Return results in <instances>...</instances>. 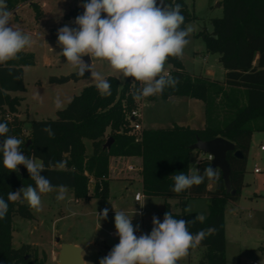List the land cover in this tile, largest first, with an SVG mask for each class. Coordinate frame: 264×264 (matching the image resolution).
Segmentation results:
<instances>
[{
    "label": "trees",
    "instance_id": "1",
    "mask_svg": "<svg viewBox=\"0 0 264 264\" xmlns=\"http://www.w3.org/2000/svg\"><path fill=\"white\" fill-rule=\"evenodd\" d=\"M9 11L19 4L28 3L38 18L40 10L31 0H4ZM159 2V0H158ZM168 4L182 5L181 14L186 27L196 18L190 13L185 0H165ZM84 0H80V5ZM222 17L210 21L211 32H199L206 52L219 56L224 70V80L217 82L208 78H195L185 69L179 58H169L165 74L179 80L175 89L166 88L159 96L162 99L183 97L203 103L205 125L201 129L172 125L165 129H141L132 131L131 112L137 108L133 92L140 87L138 82L127 78L120 83L107 77L112 95L102 97L94 85L84 87L73 96L64 109L56 112L54 120L31 121L27 136L23 137L22 122L16 118L21 98L14 93L25 92L23 67L33 62L31 54H19V59L0 64V122H6L8 135L16 136L23 143L20 150L29 158L42 163L53 188H68L75 199H107L109 197V161L111 158H139L140 180L144 196L161 198L164 201L160 213L161 222L166 212L174 218L191 221L195 213H173L168 200L189 201L209 198L208 216L203 224L189 225L193 233L213 227L215 232L198 246L202 248L197 264H226L224 210L228 202L238 200L243 188L247 154L254 132L264 134V0H221ZM83 8V7H82ZM81 8L72 15L78 16ZM87 78L75 73L62 77H50L49 83L64 85ZM148 100L151 97L146 98ZM51 126L55 136L50 138L42 129ZM222 138L234 145L242 154L237 160L228 153L226 161L230 170V187L234 194L225 192L221 178L215 182L205 179L199 186L176 194L172 175L189 172V147L197 140L202 142ZM4 137H0V143ZM111 140L108 149L104 144ZM91 143L92 152L86 154L84 141ZM196 157V168L201 174L210 166L207 156ZM62 161L64 167L56 166ZM220 172V171H219ZM94 183L88 194V177ZM104 179V180H103ZM35 186L25 166L18 171H8L3 166L0 152V197L7 200L10 191ZM212 185L213 189L208 187ZM33 218L29 206L21 201L9 202L4 219H0V264H29L30 246L12 247V218ZM27 257V259H25ZM41 264V263H36Z\"/></svg>",
    "mask_w": 264,
    "mask_h": 264
},
{
    "label": "rangeland",
    "instance_id": "2",
    "mask_svg": "<svg viewBox=\"0 0 264 264\" xmlns=\"http://www.w3.org/2000/svg\"><path fill=\"white\" fill-rule=\"evenodd\" d=\"M31 3L36 4L40 10L38 18L30 5L24 3L18 6L25 8L17 12L18 16H12L10 21L14 27L29 34L33 39L32 47L21 52L33 56L32 64L23 67L25 92L12 94L22 99L16 118L22 122L23 137L27 136L29 122L56 118V112L59 110L55 108L54 100L57 95L60 96L64 109L71 98L79 94L84 87L95 86L90 71L86 72L87 78L77 82L64 85L49 83L50 77L68 76L76 72L67 63L66 58L59 54L62 49L58 44L57 34L64 26L77 27L74 23L77 16L72 14L76 8H81L79 15L83 14L84 8L81 7L80 0H32ZM185 3L196 20L186 25L192 28V32L183 56L179 59L184 69L193 77L222 82L224 70L219 63V56L208 54L203 41L196 37L199 32H211L210 21L222 17L221 0H185ZM92 68L104 74L106 78L114 77L120 83L125 80L105 61L94 60ZM166 69L165 65V71ZM37 92L42 103L32 99ZM135 111L140 115L137 122L145 129H165L174 123L192 124V127L198 128L202 126L198 116L204 112V105L189 98L172 97L164 100L156 95L150 100L138 101ZM1 116L9 119L5 114L0 113ZM84 146L86 153L90 154L91 143L85 140ZM260 147L264 149V134L254 132L247 154L240 196L238 200L228 202L225 206L226 264H264V151H260ZM192 153L194 154L190 156V167H196L197 153ZM202 156L205 155L199 153V157ZM255 168L259 170L258 174H254ZM109 181L110 192L107 199L77 200L68 188H65L63 200L56 198L59 188H53L52 192L43 194L42 210L35 211L30 208L32 219H22L17 215L12 218V247L19 249L23 245L30 246L29 264H58L59 244L70 242L77 244L81 249L82 264H99L100 259L108 255L119 243L114 221L115 210H122L129 216L135 212L132 218L133 226H138L135 234L138 237L141 234H150L153 217L161 222L160 213L164 201L161 198L143 196L140 203H134L135 193L142 196L137 183L130 187L123 181ZM93 183V180L88 181V194ZM125 187H129L131 195L124 190ZM21 202L28 206L26 201ZM207 203L206 200L200 199L174 200L171 201V210L174 213H186L185 207L191 205V213H202L207 217ZM105 208L108 209L107 218L101 219L98 214ZM201 251L200 247L191 249L189 255L178 264H197Z\"/></svg>",
    "mask_w": 264,
    "mask_h": 264
},
{
    "label": "clouds",
    "instance_id": "3",
    "mask_svg": "<svg viewBox=\"0 0 264 264\" xmlns=\"http://www.w3.org/2000/svg\"><path fill=\"white\" fill-rule=\"evenodd\" d=\"M84 12L76 17L77 27L64 26L58 30L59 53L67 63L76 70L78 77L91 72V79L102 97L112 95L109 80L99 71H94L86 64L83 57L105 61L107 65L123 79L132 78L140 87L133 92V99L141 101L160 95L166 88L175 89L177 78L165 74V65L169 58L183 56L188 45L192 28L182 27L185 22L181 14L182 5L168 4L165 0H84ZM12 12L4 0H0V64L19 59V54L33 45V39L11 24ZM42 103L39 92L32 97ZM54 106L63 108L59 95L55 97ZM10 129L6 122H0V152L3 154V166L8 171H18V166L26 167L35 186L29 185L19 191H10L7 200L0 197V219H4L9 209V202L26 201L35 210H42V195L53 191L51 181L41 173L43 164L27 157L20 146L23 141L16 136H9ZM50 138L55 133L51 126L42 129ZM209 159L214 156L209 154ZM63 168L62 161L56 163ZM172 191L180 194L193 186H199L207 179L215 182L220 179L217 168L208 166L203 174L195 166L189 172L172 175ZM58 200L65 198V188L60 186ZM143 206V205H142ZM186 213L192 212L191 205L185 207ZM135 214V212H134ZM133 214V215H134ZM108 209L98 214L106 219ZM133 215L115 210V229L119 243L100 259L99 264H178L187 257L191 249L215 232L213 227L201 229L195 233L189 225L203 224L206 216L196 214L191 221L174 218L166 212L163 222L153 217L150 234H135L138 226L132 224Z\"/></svg>",
    "mask_w": 264,
    "mask_h": 264
},
{
    "label": "water",
    "instance_id": "4",
    "mask_svg": "<svg viewBox=\"0 0 264 264\" xmlns=\"http://www.w3.org/2000/svg\"><path fill=\"white\" fill-rule=\"evenodd\" d=\"M86 64H89L87 56L83 57ZM87 72V71H86ZM85 72V73H86ZM111 145L109 139L103 146V149H108ZM191 152L200 153L205 156L212 154L214 159L210 161V166L217 168L221 173V178L224 184L225 192L227 194H234L230 187V170L226 161L228 153H233V157L237 160H241L242 154L239 151H235L234 145L222 138H216L211 141L202 142L197 140L192 146L189 147ZM27 259V257L25 258ZM58 264H82L81 249L71 244H60L58 254Z\"/></svg>",
    "mask_w": 264,
    "mask_h": 264
},
{
    "label": "crops",
    "instance_id": "5",
    "mask_svg": "<svg viewBox=\"0 0 264 264\" xmlns=\"http://www.w3.org/2000/svg\"><path fill=\"white\" fill-rule=\"evenodd\" d=\"M31 2H32V0H31ZM24 8H25V6H20V7L18 6L15 9V11L12 12V16H14V17L18 16L17 15V12L20 11L21 9H24ZM91 63H92L91 60H89V65H91ZM198 117H199L200 121H202L201 122L202 126H199L198 128L197 127H192L191 126L192 124L191 125L190 124L178 125L177 123H174L173 125L189 127L191 129H201L205 125V109H204V112H202V114H200V116H198ZM201 117L203 119H201ZM141 128L142 129H145V128L142 127V125H141ZM90 154H87V155H90ZM192 154H194V153H191L190 156ZM189 160H190V157H189ZM197 162H198V158H197ZM196 165H197V163H196ZM189 168H190V166H189ZM140 170H141V161H140L139 158H111L110 161H109V176H108V179L109 180H113L114 179V180H118V181H123L124 183H126L130 187H131V185L133 183H137L138 186H139V189L141 190ZM108 183H109V192H110V181ZM208 189L209 190H212L213 189V186L210 185L208 187ZM124 190L126 192H128L129 195H131L130 194V191H129L130 190L129 187H125ZM141 192H142V190H141ZM143 196L144 195L142 194V198H143ZM200 200H206L208 202L207 204L209 205V202H210L209 198L204 197V198H202ZM141 201H142V199L140 201H138V202H135L134 199H133V202L134 203H140ZM171 201H174V200H168L167 201L168 202V205L170 207V210H171ZM179 204H181V202ZM208 205H207V210H208ZM65 243L79 247L75 243H70V242H65ZM65 243H63V244H65ZM59 249H60V244H59L58 250Z\"/></svg>",
    "mask_w": 264,
    "mask_h": 264
},
{
    "label": "built area",
    "instance_id": "6",
    "mask_svg": "<svg viewBox=\"0 0 264 264\" xmlns=\"http://www.w3.org/2000/svg\"><path fill=\"white\" fill-rule=\"evenodd\" d=\"M166 75H167V74H166ZM130 117H131V119H133V121H134V122L132 123V131H133V132H138V131H140L142 128H141L140 124L137 122V121L140 119V115H139V113H138L137 111H133V112H131ZM260 151H264L263 147H260ZM207 159H208L209 161H211V160L209 159V156H207ZM253 172H254V174H258V173H259V170L255 168V169L253 170ZM87 177H88V181L93 180L92 177H90V176H87ZM103 180H104V179H103ZM93 181H94V180H93ZM133 199H134L135 202H138V201H140V200L142 199V196L139 195L138 193H136V194H134ZM137 236H138V235H137Z\"/></svg>",
    "mask_w": 264,
    "mask_h": 264
}]
</instances>
